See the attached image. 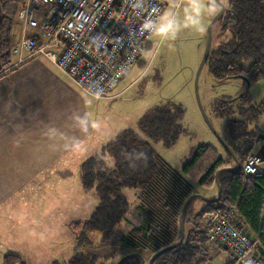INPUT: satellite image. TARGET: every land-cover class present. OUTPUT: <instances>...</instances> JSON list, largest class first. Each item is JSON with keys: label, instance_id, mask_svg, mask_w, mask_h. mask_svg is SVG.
<instances>
[{"label": "trees", "instance_id": "obj_1", "mask_svg": "<svg viewBox=\"0 0 264 264\" xmlns=\"http://www.w3.org/2000/svg\"><path fill=\"white\" fill-rule=\"evenodd\" d=\"M226 3L217 21H220L221 34L227 36V40L209 53L205 65L218 81L237 78L236 75H243L248 80L247 84L242 79L244 87L241 91L221 97L211 107L219 118H226L230 136L227 144L235 157L225 150L227 155L243 164L245 156L253 153L255 143L263 135L259 118L264 114V96L257 103L252 102L249 89L252 82L261 80L264 84V0H226ZM11 20L7 17L3 20L2 28L5 27L6 34ZM8 43L9 40L0 42L3 65L9 62ZM183 117L184 109L180 104L154 105L137 121L143 136L133 128H123L103 145L99 154L80 163L82 187L87 192H95L97 203L80 230L75 231L77 249L91 243L88 233L92 231L101 234L102 242L115 236L116 228L129 212L130 204L124 189L138 190L137 206L145 217L139 226L119 236L120 242L131 251L142 250L152 255L178 241L181 208L187 197L194 193L188 173L192 170H195L193 176L202 173L198 181L200 185H209L205 184L208 179L215 185L216 171L230 165L208 143H201L191 150L181 171L156 152L152 143L162 141L168 148L177 142L184 132ZM209 151L213 152L212 159L206 154ZM218 180L222 188L220 198L204 201V207L191 222L193 227L184 231L182 242L155 256L151 264H202L211 248L207 245L205 230L200 228L201 221L209 213H227L230 209L235 211L238 222L257 239L253 252L264 264V176L247 174L241 166L238 170H221ZM135 259L140 262V257L133 255L120 264H138ZM0 264L28 263L18 254L7 252ZM47 264L105 263L98 259V255L76 250L67 261L53 260Z\"/></svg>", "mask_w": 264, "mask_h": 264}, {"label": "rangeland", "instance_id": "obj_2", "mask_svg": "<svg viewBox=\"0 0 264 264\" xmlns=\"http://www.w3.org/2000/svg\"><path fill=\"white\" fill-rule=\"evenodd\" d=\"M161 1L164 9L157 18L155 31L144 46L139 60L115 84L108 98L88 99L97 105V115L103 119L108 136L112 138L123 128H133L141 133L137 121L154 105L167 102L180 104L184 109V132L171 147H165L162 141L152 143L156 152L176 170L181 171L184 162L190 158L191 150L201 143H208L216 149V154L229 161V166H236L238 161L235 162L227 155L206 124L195 92V73L205 49L208 24L219 10V2L226 8V0H219V6L215 0ZM219 22L216 20L212 26L210 53L227 40V36L221 34ZM15 23L18 24L14 14L12 25ZM15 41L10 34L8 45L15 44ZM243 87L242 78L239 77L216 80L210 75L206 65L199 77L198 94L201 104L216 131L226 142L230 140L226 118H219L211 107L221 97L234 95ZM249 93L252 102H259L264 96L263 82H252ZM259 125L263 130L264 114L259 118ZM206 154L212 159L213 152ZM241 164L239 163L238 169L244 163ZM192 171L188 176L193 183L194 193L200 196L194 197L187 207L185 218L188 217V222L184 225V231L193 227L191 222L194 215L204 207L202 197L206 193H210V197H216L218 193L216 184L213 185L208 179L205 184L209 185H200L198 181L203 174L193 176ZM74 175L75 180L69 183L52 179L49 180V185L46 182L41 186L32 185L28 191L25 190V194L30 195L29 201H16L18 198H14L0 204V263L7 252L18 254L28 264H45L53 260L67 261L76 250H80L98 255V259L105 264H115L126 254L138 252L145 260L144 264H148L153 254L142 250L131 251L119 241V236L126 234L134 226H139L144 220L145 215L137 206V189H124L130 204L126 214L130 224L127 219L121 222L116 228L115 236L106 242L101 241L98 231H92L88 233L91 243L77 249L75 231L80 230L94 209L97 196L95 192L82 194L79 171ZM78 182L80 191H76ZM239 225L255 238L245 226ZM207 245L212 248V252L208 250L204 261L213 258L209 264H225L226 261L221 256L214 254L222 249L211 243ZM135 261L141 263L139 260Z\"/></svg>", "mask_w": 264, "mask_h": 264}, {"label": "crops", "instance_id": "obj_3", "mask_svg": "<svg viewBox=\"0 0 264 264\" xmlns=\"http://www.w3.org/2000/svg\"><path fill=\"white\" fill-rule=\"evenodd\" d=\"M16 10L17 0H0V42L9 40L10 34L14 41L19 39V24H11L7 34L2 28L5 17L13 22ZM15 60L11 55L5 66L0 53V204L14 198L29 201L25 190L32 185H49L52 179L74 181L80 163L99 154L112 139L97 115V105L88 97L99 99L84 93L43 57L12 66ZM261 134L252 152L264 156V129ZM76 191H80L79 182ZM80 192L88 193L83 187ZM220 248L214 254L225 264H245L236 261L228 249ZM250 255L260 263L253 250Z\"/></svg>", "mask_w": 264, "mask_h": 264}, {"label": "built area", "instance_id": "obj_4", "mask_svg": "<svg viewBox=\"0 0 264 264\" xmlns=\"http://www.w3.org/2000/svg\"><path fill=\"white\" fill-rule=\"evenodd\" d=\"M163 9L161 0H17L21 36L10 48L11 65L43 57L84 93L106 99L139 60ZM259 163L257 154H248L243 171L261 176ZM207 237L239 257L253 243L228 215L212 218Z\"/></svg>", "mask_w": 264, "mask_h": 264}, {"label": "water", "instance_id": "obj_5", "mask_svg": "<svg viewBox=\"0 0 264 264\" xmlns=\"http://www.w3.org/2000/svg\"><path fill=\"white\" fill-rule=\"evenodd\" d=\"M216 2H218L219 0H215ZM220 7H219V10L215 13V15H213V17L211 18L210 20V23L208 24V27H207V38H206V44H205V49H204V52H203V55L201 57V60L198 64V67H197V70H196V73H195V92H196V97H197V100H198V104H199V107L201 109V113H202V116L206 122V124L208 125V127L211 129V131L215 134V136L218 138V140L220 141L221 145L227 149L228 151H230L231 153H233L231 150H230V147L228 146L227 142L219 135V133L216 131L215 127L213 126L207 112L205 111L203 105L201 104V101L199 99V94H198V81H199V77H200V74H201V71L207 61V58L209 56V53H210V46H211V33H212V26H213V23L221 16V14L223 13L224 11V5L222 3H220ZM236 77H239V78H242L244 79L247 84H248V80L243 76V75H236ZM233 157H235L234 153H233ZM238 165L236 166H228V167H224V168H221L219 169L218 171H216L215 173V177H216V185H217V196L216 197H207V196H201L202 199L204 201H216L220 198V194H221V187L219 185V181L217 179V176H218V173L223 170V169H229V170H233V169H238L239 168V162H237ZM197 196H200L199 194H196V193H193L191 195H189L187 197V199L184 201L183 205H182V208H181V220H180V224H181V234H180V237L178 239V241H176L175 243L169 245V246H166L160 250H158L156 253H154L151 257H150V260L148 261V264H151L153 258L155 256H157L158 254L166 251V250H169V249H172V248H175L177 245H179L182 240H183V237H184V212H185V209L188 205V202L194 198V197H197ZM133 255H137L140 257V264H144V259L143 257H141L138 252H130L128 254H126L125 256L121 257L120 260H118L117 263L115 264H120L123 260L133 256Z\"/></svg>", "mask_w": 264, "mask_h": 264}, {"label": "bare ground", "instance_id": "obj_6", "mask_svg": "<svg viewBox=\"0 0 264 264\" xmlns=\"http://www.w3.org/2000/svg\"><path fill=\"white\" fill-rule=\"evenodd\" d=\"M225 149V148H224ZM226 151H228L227 149H225ZM230 150L232 151V149L230 148ZM228 152H230V151H228ZM233 152V151H232ZM231 153V152H230ZM232 155H233V153H231ZM257 156L259 157V159H260V163H259V167H260V169H261V171H262V175L261 176H264V167L262 166V164L264 163V156L263 155H261V154H257ZM218 171V170H217ZM219 181V180H218ZM193 194V193H192ZM220 196H221V194H220ZM218 215H228V216H230L231 218H232V220H233V223L237 226V227H239V229H241V231L245 234V235H247V236H249V238L252 240V245H251V247H250V249L247 251V253L245 254V255H243V256H241V257H239L237 254H236V252H235V250H234V248H232V246H229V245H227V244H222V245H216V246H218V247H223V248H225V249H228L231 253H232V255H233V257L235 258V260L236 261H238V262H243V263H245V264H260L258 261H257V259H255L254 257H252L251 255H250V252H252V250H253V248L255 247V245H256V243H257V239L256 238H252L248 233H246V231H244V229L238 224V220H237V215H236V213H235V211L233 210V209H230L227 213H222V212H217V213H209L202 221H201V224H200V226H201V228L203 229V230H205V232H206V234H207V231H208V229H209V227H210V223H211V220H212V218L213 217H215V216H218ZM207 243H210L209 242V240H208V237H207Z\"/></svg>", "mask_w": 264, "mask_h": 264}]
</instances>
